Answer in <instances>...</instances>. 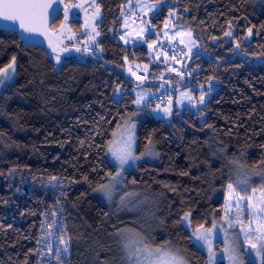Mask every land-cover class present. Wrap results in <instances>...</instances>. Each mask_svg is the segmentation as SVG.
Instances as JSON below:
<instances>
[{"label": "trees", "instance_id": "obj_1", "mask_svg": "<svg viewBox=\"0 0 264 264\" xmlns=\"http://www.w3.org/2000/svg\"><path fill=\"white\" fill-rule=\"evenodd\" d=\"M94 1L101 12L95 45L58 65L54 34L31 42L0 25V69L16 57L15 75L0 85V264H57L55 253L47 255L43 230L54 219L69 240L64 264H110L124 227L153 246L170 241L190 264H206L181 218L189 213L198 227L221 217L238 132L264 119V0L257 7L253 0H162L152 15L160 28L168 9L175 10L176 23L192 30L198 48L185 59L183 84L157 79L152 67L138 86L164 81L175 92L194 80L216 81L199 111L151 117L137 128V150L151 137L159 153L156 162L125 172L126 187L152 202L138 219L114 215L94 189L115 171L106 158L111 132L135 110L124 60L146 62L147 51L118 38L128 0ZM62 18L63 9L50 29ZM248 30L252 38L245 42ZM52 177L55 187L48 186Z\"/></svg>", "mask_w": 264, "mask_h": 264}, {"label": "rangeland", "instance_id": "obj_2", "mask_svg": "<svg viewBox=\"0 0 264 264\" xmlns=\"http://www.w3.org/2000/svg\"><path fill=\"white\" fill-rule=\"evenodd\" d=\"M262 1L253 0V4L257 7ZM162 6V0H128L123 5L120 14L119 40L123 44H144L147 51L146 57L148 61L124 60V66L121 68L125 75L134 83L131 84L129 89L134 100L138 94H141L145 97V102H142L139 106L134 103L135 110L123 118L111 132L106 148V158L108 162L114 165L115 171L107 177L103 184L115 183L112 181V176L115 175L117 166L108 149L110 146L116 149L128 138L127 130L131 124L135 125L132 151L135 156L141 158L124 166L122 174L117 177L119 182L115 183L111 200L107 199L99 191L94 192L99 201L105 204L114 215L124 218H144L147 216L152 204L148 195L139 189L127 188L125 184L126 171L135 170L142 161L156 162L159 158L156 145L152 140L151 145L148 143L143 150H137L136 132L139 125L151 117L168 120L172 117L174 111L189 109L197 112L204 106L215 88V79H210L204 83L194 80L187 87L175 92L170 90L168 84L164 81H154L144 86H138L147 78L152 67L154 69L153 76L157 79L167 77L174 86L183 84L187 77L183 72L185 59L191 56L198 48L192 30L176 23V12L171 8L168 9L160 28L155 27L151 17ZM75 19L79 20V22L73 26L71 23ZM100 20V7L94 0H87L86 5L79 0L66 2L63 9V18L59 26L50 29V32L56 36L57 41L56 48L51 53L54 62L58 65L64 58L77 54L79 52L78 48H86L91 44L94 46L98 38L96 33H98ZM90 37L95 39L92 40ZM251 38L252 32L248 30L244 41L249 42ZM175 45L181 47L177 52L173 50ZM57 57H59V62ZM7 71L11 72V69H7ZM190 71L193 72L192 69ZM194 71H197L196 67ZM14 75L15 71L12 73L11 78ZM119 94L120 91L117 90L115 96L118 98ZM182 94L184 95L182 96ZM201 94L205 96L203 104L200 103ZM178 100L180 101L179 103H177ZM169 108L171 112L166 114L164 110ZM235 145V150L231 156L229 181L225 184L223 191L224 209L221 217L213 219L209 226L202 227H192L190 215L181 222L184 227L189 229L192 241L206 252V264H208L207 246H204L202 241H196L193 233L197 229H199L200 233L211 230L208 238L215 253L214 264H218L219 261H223L224 264H264V254L260 253L261 245L264 244V228L260 227L261 220L255 214V209L252 210L253 214L251 217L246 210L249 201L257 206H260L261 202L264 201V176L258 174L264 172V167L261 166V162L264 161V119L256 125L239 130ZM149 148L155 155L141 156ZM245 179L248 180L247 184L243 183ZM23 181L24 179L20 180L19 183ZM229 184L233 185V189L228 188ZM48 186L52 185L48 184ZM253 189H255V192H253ZM122 197L124 198L123 204L121 203ZM240 197H244V199L240 200ZM237 203L240 204L239 208L236 206ZM242 209H245V211L242 212ZM184 216L185 214L182 217ZM53 224H58L63 231L50 228L49 226ZM50 225L43 227L47 255L51 256L55 253L57 247H64V244L61 243L62 238L68 242L70 252L69 240L67 235H65L64 226L55 219ZM49 232L52 233L51 236ZM120 233H125L129 236H136L137 234L142 236L135 229L121 228L117 235L120 251L111 257L110 264H127L123 259L125 256L123 249L125 240L122 239ZM49 241L52 244L51 249L48 247ZM225 241H227V244ZM253 244L257 247L253 248ZM226 248L228 249L227 252L225 251ZM229 254L236 258L235 262L228 259ZM187 264L190 263L187 261Z\"/></svg>", "mask_w": 264, "mask_h": 264}, {"label": "snow or ice", "instance_id": "obj_3", "mask_svg": "<svg viewBox=\"0 0 264 264\" xmlns=\"http://www.w3.org/2000/svg\"><path fill=\"white\" fill-rule=\"evenodd\" d=\"M48 7H50V5L45 4L44 0H0V20L18 22L19 27L25 32L36 31L37 26L41 22V17H42L41 10L42 9L46 10ZM66 18H67V11H66ZM96 35H99V33H96ZM225 35H231V33H225ZM90 39L94 40L95 38L90 37ZM237 47H239V45H237ZM77 50L79 51V49ZM57 61L59 62V57H57ZM15 62H16V57L13 56L11 62L8 65H6V68L0 69V85H3L6 80L11 79V75L15 71ZM7 69H11V72L7 71ZM183 95L184 94H182V96ZM204 99H205L204 94H201L200 96L201 104L204 103ZM142 102H145V97L141 94H138L136 99L133 101V103L137 104L138 106ZM179 102L180 101L178 100L177 103ZM164 111L167 114L171 112V109L170 108L165 109ZM134 129H135V125L131 124L127 130L128 138L124 140L123 143L116 149H113L111 146L108 149L117 166V171L115 175L112 176V181L115 183L119 182L117 180V177H119L122 174V170L124 169L125 165L129 164V162L134 163L136 160L141 158L135 156L132 151V145L134 142V136H133ZM151 143H152L151 137H149V144L151 145ZM150 154L155 155V153L152 152L151 148H149L145 153H142L141 156L150 155ZM233 163H235V161H233ZM261 166L264 167V161L261 162ZM182 174L186 175L187 173H182ZM258 174L264 176V172ZM55 180L56 177H52L50 181V184L53 187H55V184L53 183ZM115 183L102 184L97 189H94V191L101 192L107 199L111 200ZM243 183L247 184L248 180L245 179ZM228 188L233 189V185L229 184ZM253 192H255V189H253ZM243 199L244 197H240V200ZM121 203L122 204L124 203L123 197L121 198ZM236 206L239 208L240 204L237 203ZM253 209H255V214L261 220L260 227L264 228V215H261L264 214V201L261 202L260 206H257L251 201H249L246 210L250 217L253 214L252 213ZM244 211L245 209H242V212ZM188 215L189 214L186 213L185 216L181 218V222H183V220L186 219ZM49 227L63 231V229H61L58 224H53L50 225ZM213 227H215V225H213ZM120 234L122 239L125 240V243L123 244L125 256L123 259L127 262V264H187L186 259L178 251H173L170 241H165L163 245L153 247L151 244L145 241V239L142 236H139V234H137L136 236H129L125 233H120ZM210 234H211V230H207L204 233H200L199 229H197V231L193 233L196 241H202L203 245L207 246L208 264H214L215 253L211 247L208 238ZM49 235L51 236L52 233L49 232ZM61 243L64 244V247L63 248L57 247L55 249V258L57 260V264H64L63 257L69 253L68 242L62 238ZM225 243L227 244V241H225ZM48 247L50 249L52 248V244L50 241ZM252 247L256 248L257 246L253 244ZM225 251L227 252L228 249L226 248ZM260 253L264 254V244L261 245ZM228 259L230 261L235 262L236 258L233 255L229 254Z\"/></svg>", "mask_w": 264, "mask_h": 264}, {"label": "water", "instance_id": "obj_4", "mask_svg": "<svg viewBox=\"0 0 264 264\" xmlns=\"http://www.w3.org/2000/svg\"><path fill=\"white\" fill-rule=\"evenodd\" d=\"M81 3L87 2V0H79ZM45 4H49L46 10L42 9L41 22L37 26L36 31L25 32L19 27L18 22L0 20V25H5L7 28H12L20 32L21 37L25 40L34 41H45L48 42L47 38L51 35L50 25L59 16L60 10L65 8V0H44Z\"/></svg>", "mask_w": 264, "mask_h": 264}, {"label": "built area", "instance_id": "obj_5", "mask_svg": "<svg viewBox=\"0 0 264 264\" xmlns=\"http://www.w3.org/2000/svg\"><path fill=\"white\" fill-rule=\"evenodd\" d=\"M181 47H178V45H175V50L179 51Z\"/></svg>", "mask_w": 264, "mask_h": 264}, {"label": "flooded vegetation", "instance_id": "obj_6", "mask_svg": "<svg viewBox=\"0 0 264 264\" xmlns=\"http://www.w3.org/2000/svg\"><path fill=\"white\" fill-rule=\"evenodd\" d=\"M82 1V0H81ZM82 4L86 5V2H83Z\"/></svg>", "mask_w": 264, "mask_h": 264}]
</instances>
